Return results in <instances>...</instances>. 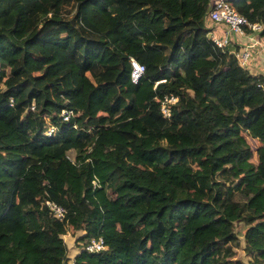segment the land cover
Masks as SVG:
<instances>
[{
    "label": "trees",
    "instance_id": "16d2710c",
    "mask_svg": "<svg viewBox=\"0 0 264 264\" xmlns=\"http://www.w3.org/2000/svg\"><path fill=\"white\" fill-rule=\"evenodd\" d=\"M227 1L264 39V0ZM208 4L0 0V264H264V74Z\"/></svg>",
    "mask_w": 264,
    "mask_h": 264
},
{
    "label": "built area",
    "instance_id": "2783aa9c",
    "mask_svg": "<svg viewBox=\"0 0 264 264\" xmlns=\"http://www.w3.org/2000/svg\"><path fill=\"white\" fill-rule=\"evenodd\" d=\"M208 12L206 14V20L214 26H221L223 28V36L216 37L212 34V40L216 47L225 48L234 43L233 39H243L248 37L246 30L251 32V35L258 34L262 27L259 24H251L248 20L241 16L234 7L227 0H209ZM250 35V36H251ZM255 42L252 45L245 46L240 52L236 54L237 61L240 66L246 67L250 61V49L254 48ZM254 46V47H253ZM131 74L130 79L133 84H137L143 76L145 69L139 65L135 60H130ZM264 92V83L258 85ZM176 102L174 96H166L161 102L160 113L166 119L170 117V107ZM13 105V100H10V106ZM33 110V108H32ZM64 121H67L72 114L64 113ZM53 133V129L49 130L47 136ZM40 208L45 207L51 214L55 221L63 222L65 220L66 210L50 201H46L39 205ZM106 245L102 238L90 240L84 247V250L88 253H98L104 251ZM73 264V263H71Z\"/></svg>",
    "mask_w": 264,
    "mask_h": 264
},
{
    "label": "rangeland",
    "instance_id": "374dc122",
    "mask_svg": "<svg viewBox=\"0 0 264 264\" xmlns=\"http://www.w3.org/2000/svg\"><path fill=\"white\" fill-rule=\"evenodd\" d=\"M103 6H104V3L101 4V5H99L96 8H93V10L89 14V18L91 20H93L95 23L97 22V18L96 17H99V16L102 15L100 13L99 9L102 10ZM250 58H251V60H250V62L247 65L248 67H255L256 68V66H260V64H261L263 66V69L262 70H264V60L263 59L257 58L255 56V53L254 52H251V57ZM257 59H258V61H257ZM47 95L49 97H51L50 91L47 92ZM114 95H115V93L112 92V91H109V92L105 91L104 92V96H105V99L106 100H112L113 97H114ZM247 140L249 141V139H247ZM250 144H251V147L253 148V150L255 151L257 149V147H258V143L256 141L250 139ZM68 157L71 160L74 161V157H75L74 152H69L68 153ZM244 230H245V227L242 224H238L237 229H236V232H237V236H238V238L240 240V243H241L240 244V250L238 251L239 254H243V252H242V250H243V240H242V238H243ZM67 234H71V233L70 232H67L65 235H67ZM61 239L64 241V238L61 237ZM73 241H74L73 238L71 240H70V238H67V240L65 239V242H64L66 244L67 248L70 251L69 252V257H71V250L70 249H71V246L73 245Z\"/></svg>",
    "mask_w": 264,
    "mask_h": 264
},
{
    "label": "crops",
    "instance_id": "0c3cea01",
    "mask_svg": "<svg viewBox=\"0 0 264 264\" xmlns=\"http://www.w3.org/2000/svg\"><path fill=\"white\" fill-rule=\"evenodd\" d=\"M210 24L211 23L206 22V26H209ZM211 29H213V34L216 37L220 38L223 36V28L221 26L218 27V26L212 25ZM233 41H234V45L237 44L241 47L240 50H242L247 45H252V42H255L256 45H254L255 47L253 46L254 48L250 49V54H251V52H254L255 56L257 58L264 60V39L258 37L257 34H254L251 36L248 35V37L240 39V40L233 39ZM250 60H251V58H250ZM257 61H258V59H257ZM250 68H251L252 72H255V73L261 72L262 74H264V70H262L263 66L261 64H260V66H256V68L255 67H250ZM61 237L64 238V242H65V239L67 240V238H70V240L73 238L70 234H67V235H64ZM70 250H71V257L70 258H73L77 254V250L74 248V241H73V245L71 246Z\"/></svg>",
    "mask_w": 264,
    "mask_h": 264
}]
</instances>
